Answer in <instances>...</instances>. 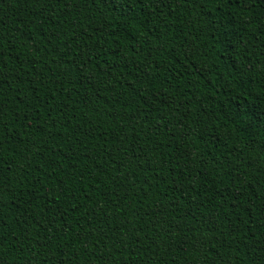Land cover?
I'll return each instance as SVG.
<instances>
[{"label": "trees", "instance_id": "obj_1", "mask_svg": "<svg viewBox=\"0 0 264 264\" xmlns=\"http://www.w3.org/2000/svg\"><path fill=\"white\" fill-rule=\"evenodd\" d=\"M0 264H264V0H0Z\"/></svg>", "mask_w": 264, "mask_h": 264}, {"label": "snow or ice", "instance_id": "obj_2", "mask_svg": "<svg viewBox=\"0 0 264 264\" xmlns=\"http://www.w3.org/2000/svg\"><path fill=\"white\" fill-rule=\"evenodd\" d=\"M132 2L134 3V2H135V0H132Z\"/></svg>", "mask_w": 264, "mask_h": 264}]
</instances>
